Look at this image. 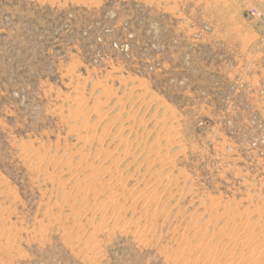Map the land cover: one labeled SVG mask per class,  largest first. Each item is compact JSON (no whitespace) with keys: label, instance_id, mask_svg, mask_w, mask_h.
I'll use <instances>...</instances> for the list:
<instances>
[{"label":"rangeland","instance_id":"1","mask_svg":"<svg viewBox=\"0 0 264 264\" xmlns=\"http://www.w3.org/2000/svg\"><path fill=\"white\" fill-rule=\"evenodd\" d=\"M0 264H264V0H0Z\"/></svg>","mask_w":264,"mask_h":264},{"label":"bare ground","instance_id":"2","mask_svg":"<svg viewBox=\"0 0 264 264\" xmlns=\"http://www.w3.org/2000/svg\"><path fill=\"white\" fill-rule=\"evenodd\" d=\"M100 135V134H99ZM99 135H98V137H99Z\"/></svg>","mask_w":264,"mask_h":264}]
</instances>
